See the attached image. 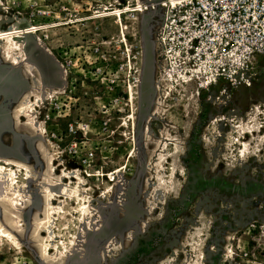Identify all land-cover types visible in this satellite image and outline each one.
Returning <instances> with one entry per match:
<instances>
[{
	"label": "rangeland",
	"instance_id": "1",
	"mask_svg": "<svg viewBox=\"0 0 264 264\" xmlns=\"http://www.w3.org/2000/svg\"><path fill=\"white\" fill-rule=\"evenodd\" d=\"M161 1L0 0V30L35 27L31 68L0 57V158L22 195L0 197L20 241L0 236V264H264V140L245 157L227 140L264 122V79L202 75L159 34Z\"/></svg>",
	"mask_w": 264,
	"mask_h": 264
},
{
	"label": "built area",
	"instance_id": "2",
	"mask_svg": "<svg viewBox=\"0 0 264 264\" xmlns=\"http://www.w3.org/2000/svg\"><path fill=\"white\" fill-rule=\"evenodd\" d=\"M149 6L160 11L164 41L175 42L187 58L207 62L200 73L214 83L249 87L255 78L264 79V0H163Z\"/></svg>",
	"mask_w": 264,
	"mask_h": 264
},
{
	"label": "bare ground",
	"instance_id": "3",
	"mask_svg": "<svg viewBox=\"0 0 264 264\" xmlns=\"http://www.w3.org/2000/svg\"><path fill=\"white\" fill-rule=\"evenodd\" d=\"M118 12H119L118 10H115L114 14H115V16H118V19H119L118 25H119V30H120V34H121V31H122L121 26H124V25L120 19V15H117V14H119ZM34 29H35V27L23 28V29L16 27L13 30H11V29L7 30V31L0 30V42H2L1 43L2 49L0 50V57L6 61L8 58H10V60H13L14 63H18V62L19 63H25L27 66H29L31 68V65H29V62H28V54H27V45H28L27 35L32 34L33 33L32 30H34ZM121 37H122V42H126L125 35L123 34V36H122V34H121ZM43 48L46 49V46L43 45ZM19 60H21V62ZM165 71L168 72L164 75L165 81H170L171 79L173 80L172 76H173L174 70L173 69L171 70L170 67H168V68H165ZM186 80L189 81V79H186ZM131 96H132V94H130V99H132ZM254 110H255V113L260 115L261 117H263L262 120H264V110L259 111V109L255 108V107L253 108V111ZM236 128H240V129L238 131H236L235 134L230 133L229 135H227V140L229 142H233V143L235 141V145L237 147L236 151L239 153V155L241 157H245L249 153V150L251 148L250 144L247 141H245V138L247 136H250L251 140L254 142H261L264 140V136L262 135V130H264V122L263 121L259 122V119L257 116L250 117V122L248 123L246 128H244V126H242L241 124L237 125ZM6 165L12 166V169H8L9 173L6 171L7 170ZM19 165L15 162H13V163L9 162L8 159L0 158V182H3V184H2L3 186L5 183V188H4L5 194L3 193L4 195L2 194V196H0V197H2L4 199L8 198V200L12 203V205L15 206V208H14L15 210L17 209V206H18V203H15V202L22 199V195H21L20 191H18L16 189L17 188L16 184L18 183V181H17V177H16V172L13 171V167L19 166ZM17 171H18V169H17ZM110 178H111V176H110ZM114 181H115V179H114ZM61 184H63V182H61L59 185H61ZM3 186H2V188H3ZM71 189L74 191L76 190L73 188H71ZM9 191H12L13 195H15L16 198H13V197L10 198L8 196L9 193H7ZM1 193H2V191H1ZM51 194H53V193L51 192ZM18 198H20V199H18ZM48 199H50V198H48ZM48 206H50V205H48ZM50 208H51V206H50ZM81 209L84 210L86 213L94 211L91 207H89V205L86 206V203L82 204ZM51 211L52 210L48 211L49 214L51 213ZM48 212H47V214H48ZM51 217H52V215H51ZM49 222H50V218L48 220V223ZM5 235L10 237L11 239H13V241L16 244H19L20 241L17 239V237L11 236V235L7 234V232L3 231V229L2 230L0 229V236L6 237Z\"/></svg>",
	"mask_w": 264,
	"mask_h": 264
}]
</instances>
